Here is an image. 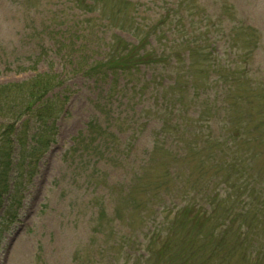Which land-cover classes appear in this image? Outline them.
I'll list each match as a JSON object with an SVG mask.
<instances>
[{
    "label": "rangeland",
    "instance_id": "rangeland-1",
    "mask_svg": "<svg viewBox=\"0 0 264 264\" xmlns=\"http://www.w3.org/2000/svg\"><path fill=\"white\" fill-rule=\"evenodd\" d=\"M181 2L0 0V85L41 73L61 80L49 95L60 108L55 140L23 189L0 264H264V210L239 212L264 199L247 196L264 197V0H190L192 12L167 21ZM209 16L222 25L208 27ZM121 40V53L140 46L159 65L115 81L88 76ZM231 172L243 181L237 215L213 205ZM183 206L189 217L175 225Z\"/></svg>",
    "mask_w": 264,
    "mask_h": 264
},
{
    "label": "trees",
    "instance_id": "trees-1",
    "mask_svg": "<svg viewBox=\"0 0 264 264\" xmlns=\"http://www.w3.org/2000/svg\"><path fill=\"white\" fill-rule=\"evenodd\" d=\"M183 8L186 11L192 12L195 7L194 4L190 3V0H182L180 4L167 10L164 18L168 21L173 18V15H180L183 20ZM204 20L208 21V27L217 28L222 25L221 21L216 20L212 16ZM182 22L183 21L175 26H180ZM111 23H113V21H111ZM162 23L164 22H159L156 23L155 26H150L149 30L156 31L162 27ZM233 26L234 23L232 24V27ZM235 26L236 28H240L239 24L235 23ZM236 28L234 29L236 30ZM184 29H187V23L180 27V30ZM121 41L122 44L115 49L116 57L113 58L108 55L111 53V49L109 48L107 54L105 53L104 55V57L106 56L105 60L96 62L87 70L88 76L104 74L111 76L113 81H115L121 77V74H131L134 69H140L144 64L149 66L159 65L158 60L155 58V61L152 62L147 60L148 54H136L135 52L140 46L132 45L131 48L121 53L126 43L123 40ZM233 42H235L233 48L237 47V50H239L237 39L233 38L232 43ZM119 48H121V50H118ZM195 49L196 48H193L190 51L191 55L195 53ZM207 54L209 55L208 59L211 60L209 61L210 71L216 72L218 67L221 68V57L219 54L215 53L214 50L208 51ZM156 57H159L164 63V59L168 60L169 54L165 55L161 53L159 55L157 54ZM160 77L161 76L155 75L148 81L151 82L157 79L156 83H158ZM55 80H58V75L56 73H41L36 74L31 80L26 82L5 83L0 85V243L1 240L4 239L5 233L9 232L19 220V210L23 200V189L33 180L35 175L34 169L40 162V159L51 148L55 140L57 128L54 126V119L56 114L60 111V108H58L56 102H52L53 99L51 100L49 98V95H51L57 87L54 83ZM174 80L175 82L173 85L177 82L176 78ZM58 81L61 80L59 79ZM191 85L195 90H199L198 85L193 83ZM228 87H230V85H222L221 91L223 95L231 89ZM204 88L205 87L202 89ZM196 94L200 97L198 93H194V96ZM216 94L218 93L216 92ZM207 98L214 104L217 99V97L210 94L207 95ZM165 103L166 108H170L173 101L171 100L168 104L167 102ZM184 104H186L185 101ZM57 109H59L58 112ZM199 110H201V105H199ZM180 112L181 111L178 110L172 114L178 115ZM197 117L202 119V114H200L199 111ZM165 119L168 120L167 118ZM232 135L231 138L233 140L238 138L237 134L234 133ZM246 139L248 141L250 140L249 135H246ZM22 178L25 179V181L21 182ZM13 180H15V183H19V187H16L14 183L13 189ZM9 199H12L16 204V207H10L12 210H9L10 205L7 204ZM180 208L181 207H177V211H181ZM182 208V213L180 212L175 221V225L189 217V214H187L190 212L189 208L184 206Z\"/></svg>",
    "mask_w": 264,
    "mask_h": 264
}]
</instances>
